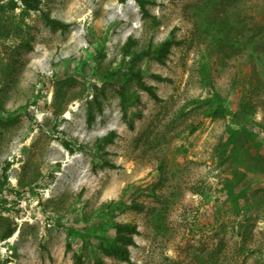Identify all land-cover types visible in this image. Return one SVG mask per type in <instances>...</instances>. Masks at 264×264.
<instances>
[{
	"label": "rangeland",
	"instance_id": "1",
	"mask_svg": "<svg viewBox=\"0 0 264 264\" xmlns=\"http://www.w3.org/2000/svg\"><path fill=\"white\" fill-rule=\"evenodd\" d=\"M40 1L0 0V264H78L69 230L112 223L130 262L83 264H264V0ZM206 78L230 115L204 117ZM123 195L143 208L102 210Z\"/></svg>",
	"mask_w": 264,
	"mask_h": 264
},
{
	"label": "trees",
	"instance_id": "2",
	"mask_svg": "<svg viewBox=\"0 0 264 264\" xmlns=\"http://www.w3.org/2000/svg\"><path fill=\"white\" fill-rule=\"evenodd\" d=\"M24 6L26 10H37L40 5V0H18ZM128 0H120L121 3L126 2ZM138 6L140 7L144 16L149 15L148 5L152 3L151 0H134ZM46 22L54 28H67V25L59 20L52 19L49 16H45ZM133 43L132 39H130L127 43L128 49ZM179 44L178 41H175L174 38L169 37L165 39L158 46H149L147 49L141 52V55L147 56L153 60H156L159 63H163L167 58L168 54L171 51V48L175 45ZM127 49V50H128ZM131 75L136 81V85L139 89L147 92L153 99L156 101L160 100L155 88L152 85H148L142 76V71L140 69L131 70ZM159 80H164L161 76H156ZM204 80V86L208 90V94L210 95L211 101L213 103V108L208 112L204 113V117L206 118H220L230 115V110L225 106L223 99L220 94L215 91L211 82ZM118 94L120 96V101L124 113L127 115L128 105L130 102V93L125 87L118 88ZM233 121V120H232ZM195 127L192 128L191 131H194ZM232 135H236L238 133L237 130L229 128ZM114 133L112 132L107 137L103 139V141L111 142ZM7 178L4 175L2 179H0V192H3V189L6 186ZM131 208L133 210H141L143 208L142 204L129 202L128 199L125 198V195L121 197V199L115 201H109L102 205V210L105 212L119 210V209ZM89 228V227H88ZM93 232L87 230V226H84L82 229L71 228L69 230V235L75 236L80 240V248L78 251H75V261L78 264H83L89 254L91 252L99 251L101 256H109V257H117L118 259L126 262H130V245L135 244V240L133 239V234H136L138 231L135 225L128 223H112L106 227H94L92 228ZM15 229L9 228L3 235V238H9L13 235ZM74 244L69 242L67 244V249L76 250L73 246ZM92 264H103L102 257L100 255H93Z\"/></svg>",
	"mask_w": 264,
	"mask_h": 264
},
{
	"label": "bare ground",
	"instance_id": "3",
	"mask_svg": "<svg viewBox=\"0 0 264 264\" xmlns=\"http://www.w3.org/2000/svg\"><path fill=\"white\" fill-rule=\"evenodd\" d=\"M131 2H133V0H131ZM131 5H133V3H130ZM120 11H122V7H117L116 13H120Z\"/></svg>",
	"mask_w": 264,
	"mask_h": 264
}]
</instances>
